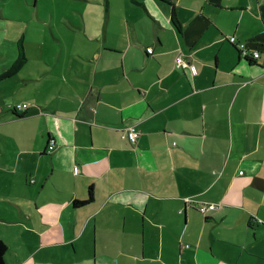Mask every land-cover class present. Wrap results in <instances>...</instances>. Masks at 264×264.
<instances>
[{
  "label": "crops",
  "instance_id": "obj_1",
  "mask_svg": "<svg viewBox=\"0 0 264 264\" xmlns=\"http://www.w3.org/2000/svg\"><path fill=\"white\" fill-rule=\"evenodd\" d=\"M33 5L0 78L5 264H264V0Z\"/></svg>",
  "mask_w": 264,
  "mask_h": 264
},
{
  "label": "rangeland",
  "instance_id": "obj_2",
  "mask_svg": "<svg viewBox=\"0 0 264 264\" xmlns=\"http://www.w3.org/2000/svg\"><path fill=\"white\" fill-rule=\"evenodd\" d=\"M75 1L80 0H0V25H6L8 28V31L2 32L3 35L0 34V38L2 39L0 41L2 43L0 51L2 49H8L9 44L10 46L16 45L15 42L18 40L19 35L18 26H20V17L23 16L24 19L36 17L37 7H34L33 5L35 2H37L39 8L41 9V13H48L47 17H49L51 15L49 3H59L62 9L61 11H69L71 5ZM52 11V15L54 16V9ZM4 59L5 58H2L0 63H3ZM1 66L2 65L0 64V67Z\"/></svg>",
  "mask_w": 264,
  "mask_h": 264
},
{
  "label": "built area",
  "instance_id": "obj_3",
  "mask_svg": "<svg viewBox=\"0 0 264 264\" xmlns=\"http://www.w3.org/2000/svg\"><path fill=\"white\" fill-rule=\"evenodd\" d=\"M228 39L229 42L238 49L239 53L243 57H249L255 59L260 56V52L258 50H252L249 52V48L247 47L246 43L244 41L237 39L236 36L231 35L229 36ZM175 65L177 67L180 66L187 67L192 74L196 73V69L194 65L191 64L189 61H186L185 58L180 55L175 57ZM9 107H11V109L16 112H22L28 107V104L26 102H21V103L11 104L9 105ZM123 137H125L130 142H134L138 137V132L132 126H128L123 128ZM52 148H53V144H49L48 151H50ZM186 201L189 202L192 200L186 199ZM218 207H219L218 204L208 203V202H200L198 205V209L202 213H205L209 210H214ZM258 221L260 222V220Z\"/></svg>",
  "mask_w": 264,
  "mask_h": 264
},
{
  "label": "trees",
  "instance_id": "obj_4",
  "mask_svg": "<svg viewBox=\"0 0 264 264\" xmlns=\"http://www.w3.org/2000/svg\"><path fill=\"white\" fill-rule=\"evenodd\" d=\"M17 48H18V52H17L16 59L12 62V64L10 65V67L0 75V78L9 77V76L15 74L24 65V63L26 61V56H25V53H24L22 36L18 40ZM244 59L247 60V61H249V62H252L253 61L252 58H249V57H244ZM25 110L22 111V112H19V113H22L23 114L25 112ZM19 113L17 112V114H19ZM90 195H91V193H90ZM89 200H91V196L88 199H85V200H75V206L76 205H82L84 203H87ZM6 249H7L6 244L0 239V264H5L4 254L6 252Z\"/></svg>",
  "mask_w": 264,
  "mask_h": 264
}]
</instances>
